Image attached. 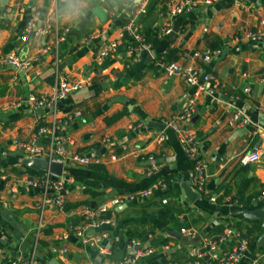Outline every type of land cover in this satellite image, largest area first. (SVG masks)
Here are the masks:
<instances>
[{
    "label": "crops",
    "instance_id": "crops-1",
    "mask_svg": "<svg viewBox=\"0 0 264 264\" xmlns=\"http://www.w3.org/2000/svg\"><path fill=\"white\" fill-rule=\"evenodd\" d=\"M171 1L130 0L125 7V0H1L0 57L16 54L29 60L30 66L20 71L0 62V264H13L17 254H33L35 264H49L52 258L60 264H117L128 254L129 239L146 240L148 234L154 252L140 264H218L240 244L238 232L258 222L237 211L264 206V139L254 134L264 128V41L244 33H264V0H196L195 6H187L174 18L167 15ZM139 2H144V12L138 29L149 51H133L129 45L135 42L129 39L127 45L122 39L127 15ZM67 27L68 34L58 41ZM168 27L171 32L165 34ZM112 41L118 42L116 49L97 61L96 54ZM170 48L178 50L175 61L181 64L198 63L191 58L194 51L219 50L206 65L218 79L217 92L198 94L190 122L208 176L204 192L193 202L181 183L191 184L194 160L165 123L182 110L196 89L152 64L153 57L164 56ZM58 77L81 81L83 86L53 107L35 109L29 97L49 94ZM237 109L250 123L231 122ZM53 125L66 147L61 162L19 148L20 142H34L48 152L50 136L41 135L39 129ZM161 133L163 140L158 142ZM255 144L261 145L260 154L242 165L241 156ZM75 154L88 157L90 163L73 161ZM149 155L158 166L153 172L146 161ZM95 164L100 169L91 167ZM46 171L51 180L64 182L63 208L43 203L44 196L59 194L52 186L45 190L27 185ZM167 177L173 182L168 186ZM87 182L99 185V198L83 191ZM158 182L165 187L156 186ZM165 188L174 190L170 200L185 209L171 218L176 216L185 227L165 225L158 217L164 210L158 206L142 207L159 203ZM148 189L147 198L111 202ZM236 195H242L243 203ZM86 202L92 209L107 207L98 215V226L85 231L87 237H100L99 247L85 246L75 235L76 228L88 220ZM261 224L262 232L234 264H246L264 252V239L259 240L264 219ZM218 225L236 233L209 250L221 234ZM53 248L66 252L61 255ZM197 252L203 257L195 262Z\"/></svg>",
    "mask_w": 264,
    "mask_h": 264
},
{
    "label": "built area",
    "instance_id": "built-area-1",
    "mask_svg": "<svg viewBox=\"0 0 264 264\" xmlns=\"http://www.w3.org/2000/svg\"><path fill=\"white\" fill-rule=\"evenodd\" d=\"M1 2V0H0ZM210 2V1H207ZM130 4V0H125L124 6L127 7ZM197 4L196 0H180V1H171L167 6V15L170 18L177 17L180 15L187 6H195ZM25 8H22L24 10ZM32 12H35L34 7H30ZM144 12V2H139L134 6V9L129 12L127 15V20L122 27V39L127 43L129 39H132L135 42V45H129L131 50H144L149 51V44L146 43L145 38L140 33L138 29V18ZM29 30L33 29L34 23L30 21L28 23ZM70 28H63L62 34L58 36V41L63 40V38L68 34ZM34 34L37 35L38 31L33 30ZM165 34H169L171 29L165 28L163 30ZM245 36L252 40H257L260 42L264 41V33L260 31H251L245 30ZM26 38V36H25ZM118 45L117 41H112L106 44L101 48V50L96 54L97 61H102L104 58H107ZM219 53V50H206L205 52L194 51L191 54V58L198 60V63H186L181 64L176 61H166L164 56L153 57L152 64L158 70L162 71L166 76H179L185 83L189 86L194 87L195 92L188 96L184 101V106L182 110L170 117L165 126L168 127L175 134L179 143L183 147L184 152L187 156L194 160V172L191 178L192 188L198 193L201 194L205 190V183L207 180V162L201 159L198 152L199 138L196 132L190 125V122L195 113V102L199 93H206L210 95H215L217 92L218 79L216 75L209 71L206 68V65L211 61L212 57ZM0 62L5 64V66L12 67L16 70H25L29 68L30 62L27 59H24L16 54L6 55L0 57ZM83 86V82L78 80L66 79L63 77H58L57 82L53 86L52 91L47 95L29 97V101L35 109H41L45 106H55L57 102L63 99L66 95L77 91ZM249 89H245V92H248ZM80 116V112H75ZM231 122L239 124L240 126L250 123V120L244 115L242 110H235L230 118ZM54 123V122H53ZM39 133L41 135L47 134L50 136V149L48 152H44L43 148L36 145L34 142H20L18 144L19 148L23 153H27L31 156H41L44 153L51 159L52 156H55L58 162L62 161V158L66 154V147L64 140L61 136L57 135L56 126L51 127H40ZM260 140L264 139V128L256 130L254 133ZM163 140L162 133L157 136V141L161 142ZM261 152V145L255 144L253 148L241 156V164L247 166L252 157H257ZM154 157L149 155L147 162L149 165V171L153 172L157 169V164L154 162ZM73 161L79 164H88L90 159L85 156H80L78 154L73 155ZM28 186L32 187H43L45 190L52 186V189L56 194L55 197L48 198L44 196L43 203H53L60 208L64 207V201L62 199V191L64 189V182L61 179L51 180L50 174L46 171L38 180H30L27 182ZM156 186L165 187L163 182H158ZM85 186H83V190ZM151 194V190H142L138 194L134 195H124L117 196L112 198L111 202L114 205L125 203V201H130L136 198H147ZM106 205L102 204L96 209H91L89 207L85 208V213L88 217V220L84 224L79 225L76 228L75 235L79 238L81 244L89 247H99L100 246V237H87L85 231L89 227L98 226V215L101 212L106 211ZM42 211V207H41ZM183 233L192 235L194 232L182 230ZM236 232L232 228H225L224 231L209 245V250L214 249L219 244L224 243L232 237ZM152 235L148 234L146 240H141L138 238H131L126 243V248L128 254H126L120 262L117 264H140L139 261L147 256L151 255L154 252V248L151 245L150 241ZM247 242L246 240H240V244L232 252L225 253L218 264H234L243 257L244 251L246 249ZM53 252L64 255L66 249L64 248H53ZM33 254L28 257L23 254H17L13 256V264H35L33 260ZM203 257L202 252L196 253L195 262H198ZM264 261V252L258 254L255 258L250 259L246 264H263ZM208 264H215L214 262H209Z\"/></svg>",
    "mask_w": 264,
    "mask_h": 264
},
{
    "label": "trees",
    "instance_id": "trees-1",
    "mask_svg": "<svg viewBox=\"0 0 264 264\" xmlns=\"http://www.w3.org/2000/svg\"><path fill=\"white\" fill-rule=\"evenodd\" d=\"M177 49L174 48H170L167 53L164 55V58L166 61H175L178 56H177ZM122 115V113L117 114L116 116H114L113 118L116 119L118 117H120ZM93 169H100V166L95 164L93 166H91ZM165 183H167L168 185H171L173 182L171 181L170 177L165 178ZM166 186V188H167ZM99 188V185L96 182H87L85 184V189L83 190L87 195H89L90 197H93L95 199L99 198L101 196V192H99L97 189ZM165 188V189H166ZM161 200H160V204L157 202L155 204H152L151 202H147V204H143L142 207H152V206H158L159 208H162L164 210V213L161 215H158V217L161 219V221L165 224V225H170L171 227H175V228H181V227H185L186 225H184L183 223L179 222L178 218L175 216L173 218H171V216L174 215H178L182 212L185 211V209L180 208L179 206H177V204L173 201L170 200L172 199V197H175V193L173 189H166L164 192H162L161 194ZM242 196V195H241ZM240 195H236L234 196V198L239 202V203H243V200L241 198ZM247 202V205L249 204V198L247 200H245ZM86 206H90L89 202L85 203ZM78 205V204H77ZM65 207V204H64ZM92 209V208H91ZM95 209V208H93ZM262 220H259L258 222H251L249 226L246 227L244 232H238V237L240 240H246L247 245H251L255 239L258 237V235L262 232V224H261ZM216 231L217 233H222L224 231V228L220 225L216 226ZM146 233V232H145ZM145 233H140L141 237H143V235ZM140 237V236H139ZM140 237V238H141ZM168 239H165L161 242V244H165L167 242ZM262 249V248H261Z\"/></svg>",
    "mask_w": 264,
    "mask_h": 264
},
{
    "label": "water",
    "instance_id": "water-1",
    "mask_svg": "<svg viewBox=\"0 0 264 264\" xmlns=\"http://www.w3.org/2000/svg\"><path fill=\"white\" fill-rule=\"evenodd\" d=\"M176 25L174 26V30L169 34L170 38L173 37L174 32L176 30ZM262 122L264 124V117L261 118ZM157 126H161L159 124H156ZM181 188L185 194V196L188 198L190 202H193L199 197V194L192 188L191 184L189 182L181 183ZM238 214H241L245 219L250 221H259L264 219V206L261 209H255V210H245L241 209L237 211ZM264 239V231L259 237V240ZM49 264H60L55 258H52L49 261Z\"/></svg>",
    "mask_w": 264,
    "mask_h": 264
}]
</instances>
